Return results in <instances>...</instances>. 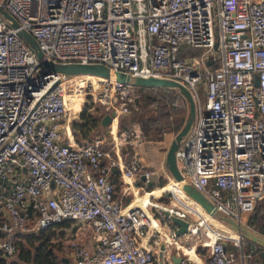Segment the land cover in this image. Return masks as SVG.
Listing matches in <instances>:
<instances>
[{"label": "built area", "instance_id": "obj_1", "mask_svg": "<svg viewBox=\"0 0 264 264\" xmlns=\"http://www.w3.org/2000/svg\"><path fill=\"white\" fill-rule=\"evenodd\" d=\"M0 6L18 22L12 27L0 13V180L11 183L2 204L0 254L11 257L22 234L71 220L85 224L88 234L70 242L74 264H155L154 252L137 235L147 232L150 220L154 233L161 232L159 218L167 242L182 248L167 211L188 222L182 235L208 246L209 264H246L241 212L264 200V0H0ZM19 29L35 37L45 59L103 63L130 81L93 75L57 81L59 74H43ZM183 47L201 51L180 57ZM136 77L173 80L191 93L194 117L176 161L183 180L214 213L180 197L199 209L210 229L221 225L235 237L221 233L208 240V230L191 228L193 217L158 200L168 191L150 196L148 221L140 206L123 201L135 174L147 185L151 173L137 155L120 156L124 142L143 143L138 125L116 131L110 142L100 136L79 145L63 142L68 84L100 103L104 113L126 114L136 105ZM176 90L177 103H187ZM160 169L180 190L164 161ZM229 241L238 249L228 248Z\"/></svg>", "mask_w": 264, "mask_h": 264}, {"label": "crops", "instance_id": "obj_2", "mask_svg": "<svg viewBox=\"0 0 264 264\" xmlns=\"http://www.w3.org/2000/svg\"><path fill=\"white\" fill-rule=\"evenodd\" d=\"M75 110L77 112V108ZM76 112H75V114H76ZM75 114L73 115V117H75ZM129 114H130V112L126 113L123 116H127ZM115 118L116 117H114L112 119V121L108 124V126L110 124L114 125V123L116 121ZM68 124H69V122L67 123V121H65L63 123V128H64L65 133L69 132V130H71V127H68L69 126ZM111 125L108 127L107 139H106L107 142H110L111 140L114 139V136H115L116 131H117V130H115V126L113 128V127H111ZM110 127L112 129H110ZM65 133H64V135H65ZM64 135H63V142H65L64 141ZM96 136H98V135H96ZM65 143H73L76 145L80 144L74 140H71V141L65 142ZM127 147L133 148L132 146H127ZM128 149L129 148H126V146L122 147L121 152H120V156L122 158L127 159L126 155L128 154V151H127ZM139 159L141 161V165L144 168L152 171L151 165H148V163H145V162L142 163L141 158H139ZM164 160H165V158H163L159 162V168L156 166L158 168V171H160L161 173H164V172L160 169V164ZM142 166H141V168L144 169ZM122 185H123L122 178L117 176L115 178L116 194L122 193V190H123ZM143 185L148 187L147 185L143 184V180L141 179V174L140 173L135 174L133 187L131 190H129L125 194H123V201L125 203L130 201V203H131L135 199L142 200V205H143L142 209H143L144 213H146V215L149 218L150 212L148 209L145 208V204L151 200L150 196H152L153 194L150 191H144L142 193H139L140 191H142V189L140 187ZM153 186H154V188L156 187V185H153ZM10 192H11L10 181L7 179L0 180V221L3 218V206H2L3 199L7 195H9ZM181 197H183L189 203L192 202V201L188 200V198H186L184 195H182ZM185 200L181 203L182 204L187 203ZM257 202L255 203V205L253 206V208L251 210L241 212V213L244 212V215H241V219H242L241 235H242V242H243V250L245 253L249 254V256L246 258V264H264V209L262 210L260 208L258 211H255L256 206H257L256 205ZM193 204L196 205L195 203H193ZM167 207H172V206H170L168 204ZM197 207L199 208V206H197ZM199 215L200 214L198 211V214L196 215L197 217L194 218L192 216L193 217V219H192L193 224L191 225V228L196 227V228L201 229V230H204V229L208 230V235H209L207 237L208 240L214 239V237H216L217 234H221V233H222L221 235H226V236L232 237V238L235 237L233 235V233H231L232 235L226 234V230L225 231L219 230L217 232L213 231L212 229H210L208 227V225H205L206 223L204 221H202L198 218ZM148 223H149L148 224L149 229L147 230V232L145 234H143V233L139 234V235H137V237H138L140 244L144 245L145 247H148L149 249H152V251L154 252L155 264H159L160 260L162 261V264H169L170 262H172L170 259V257L172 255H174L176 261L178 260L176 256L177 255L181 256V260L177 264H209V259H208L209 248H208V246L201 245V244L197 243V241H196L197 238L195 237V235L194 236L190 235V234L183 235V238L186 239L185 244H183V242H182L181 243L183 245L182 248L181 247L176 248L173 243L167 242V240L170 239V235H168L169 232L167 231V228L165 226H162V225L160 226V223H157L158 228H161V232L156 234V233H154L155 231L153 228V224H154L153 221L150 220ZM164 228H166V229H164ZM24 239H25V234H22L18 237V241H23ZM176 239H177L178 243L181 242V240H179L178 237ZM226 245L228 246V248H231L234 250L238 249L237 245L232 241L226 242ZM14 256H15V253L11 257H9L7 260H9V261L14 260L18 257V255H17V257H14ZM63 259H64L66 264H74V262L73 263L69 262V257L68 258L63 257Z\"/></svg>", "mask_w": 264, "mask_h": 264}, {"label": "rangeland", "instance_id": "obj_3", "mask_svg": "<svg viewBox=\"0 0 264 264\" xmlns=\"http://www.w3.org/2000/svg\"><path fill=\"white\" fill-rule=\"evenodd\" d=\"M215 31V40H218V28L215 26L214 28ZM216 45L217 43L214 44V49H216ZM201 50L199 49L198 52H200ZM213 53H209L208 57L209 60L212 59L213 57ZM72 85H67V93H69L67 97V107H68V114L69 112H71L72 116L75 114L76 110L74 107V104H78V110L75 114V117H72V119L68 118L67 115V123L70 121H79V112L82 110V108L85 106V104H89L91 105V107H89V109H94L95 111H97L98 113H104V110L102 109V105L98 102H96L95 100H93V98L91 96H84L81 94H77L76 93V89H74L73 87H71ZM177 88L174 89H166V93L162 94L163 97H165L169 102H168V106L171 108H176L178 106H184L182 107L183 110V122L180 125L179 130L181 129V127L183 126L187 115H188V110H189V105L188 103H182V101L179 99L178 103H177V93L178 91L176 90ZM82 90V89H81ZM81 92V91H80ZM156 92V91H155ZM158 94H161V92H157ZM176 103V104H175ZM96 108V109H95ZM157 109V102L151 101L148 104V107L146 109V111L148 113H150L151 115L154 114V111ZM93 110V111H94ZM136 112H134L136 118H140L145 116V112L141 111L139 108L135 109ZM131 114L128 117V120H131ZM119 117L116 116L115 118V123L114 125H111V127L114 128L115 126V130L119 131L122 128H119ZM134 122V121H133ZM133 124V123H132ZM131 124V125H132ZM109 125V126H110ZM130 125V126H131ZM108 126V127H109ZM110 127V129H112ZM129 127V126H128ZM125 128V127H123ZM178 130V131H179ZM103 132H99V129L94 130L92 134L99 135V136H103L106 134L107 131L104 132V129L102 130ZM171 132V133H163V138L161 140H157V139H153V138H147L144 134H143V143L141 144H136V145H132L128 142H124L123 146H135V147H139L137 148V152L142 160V163H148V165L151 166H157L159 168V162L165 158V154H166V150L171 142V140L174 138L175 134L178 132ZM143 133V132H142ZM167 183V182H166ZM168 183H171L174 187V183L173 181H168ZM155 189L154 187L152 188H148L146 186H144V189H142L141 192L144 191H150ZM169 196V197H168ZM170 196H172V194H162L160 197H157L159 200L163 201V202H170L169 205L172 206L175 209H181L183 210L185 213H188L191 217L193 216L194 218L197 217L196 215L198 214V209L189 203H184L182 204L181 202H183L182 198L180 197V195H176L174 196L172 199H170ZM192 203V202H190ZM193 204V203H192ZM149 210L153 213V209L149 208ZM241 215H244V212L241 213ZM64 224L63 225H59V224H55L51 229H48L44 232H36L33 233L31 236L26 235L25 239L23 241H19V243L17 244V248H16V252H15V256L17 257V255H19L21 252L24 254H27L25 256L29 257L30 259L32 257L35 256V253L38 252H44V250H46L47 248L51 251V255L50 258L51 259H55L57 261L56 264H66L65 261H62L63 257H69V262L73 263L74 262V258L70 257V242L71 241H84L86 240L87 237V226L85 224L82 223H78V222H73L71 220H63L62 221ZM158 222L161 224V220L158 218ZM166 229V228H164ZM232 231L230 230H226V234L228 235H232L231 234ZM178 239L181 240V242H183V244H185L186 239L183 238V235H179Z\"/></svg>", "mask_w": 264, "mask_h": 264}, {"label": "trees", "instance_id": "obj_4", "mask_svg": "<svg viewBox=\"0 0 264 264\" xmlns=\"http://www.w3.org/2000/svg\"><path fill=\"white\" fill-rule=\"evenodd\" d=\"M199 49L190 48V47H183L179 53L180 57H184L187 55H193L198 54ZM137 101L135 107H132L130 109L131 114V120H128V117L130 116H123L122 114H118L119 117V128L128 127L132 123L138 125L143 134L147 138H153L157 140H161L164 136L163 133H171L178 131L180 128V125L183 122V108L184 106H178L176 108H171L168 106V100L163 97L162 94H165L166 90L161 87H144V86H137ZM156 91V92H155ZM157 92H161V94H158ZM157 102V109L154 111V114H150L146 111L148 104L151 102ZM75 109L78 107V104H74ZM91 105L85 104V106L82 108V110L79 112V121H70L69 126L71 127V130L69 132H66L64 135V141L69 142L71 140L76 141L77 143H83L84 141L90 139L91 137L95 136L93 133L94 130L99 129V132H108V125L102 126L101 125V117L105 113H98L93 108L89 109ZM140 109L141 111L145 112V116L136 118L134 114L135 109ZM96 109V108H95ZM94 110V111H93ZM134 121V122H133ZM107 132L105 135L100 136L103 140L107 139ZM99 136V135H98ZM133 148H129L128 154L126 155L127 158L137 155V148L135 146H132ZM139 158L140 156L137 155ZM142 166V165H141ZM143 167V166H142ZM144 168V167H143ZM152 171H156L159 175L160 184L159 186H162L163 188L156 189L154 191H151L153 195H158L161 191H168L172 194L171 197H174L176 195L182 196L179 190H177L171 183L167 182V177L158 171L157 167L152 166ZM167 182V183H166ZM154 186H152L153 188ZM177 192V193H176ZM178 195V196H179ZM261 202V203H260ZM264 200H259L257 202L256 210L258 211L260 208L264 209ZM59 225H63L64 223L61 221L57 223ZM53 227V226H52ZM51 227V228H52ZM49 228V229H51ZM48 230V229H47ZM46 231V230H45ZM44 232V231H40ZM33 233L27 234L28 238ZM26 236V235H25ZM19 243V241H16V245ZM27 254H24L21 252L18 257L14 260H7L0 254V264H56L57 261L55 259H51V251L47 248L44 250V252H38L35 253V256L31 259L27 256ZM62 261L64 259L62 258Z\"/></svg>", "mask_w": 264, "mask_h": 264}, {"label": "water", "instance_id": "obj_5", "mask_svg": "<svg viewBox=\"0 0 264 264\" xmlns=\"http://www.w3.org/2000/svg\"><path fill=\"white\" fill-rule=\"evenodd\" d=\"M0 13L3 15L7 22L12 27H18V22L2 7L0 6ZM18 33L21 37L29 44V46L33 49L38 59L41 60L43 74H59L60 77L57 81L70 76L75 75H93L105 77L121 82H129L130 76L115 70L103 63H55L43 57V52L41 51L39 44L35 37L25 29H19ZM56 81V82H57ZM136 86H144V87H170L177 88L182 95L185 97L188 105V115L187 118L181 127V129L175 134L174 138L171 140L165 154V166L167 171L170 173L171 177L175 182L178 183L180 190L191 200L198 203L202 208H204L208 213H214L213 205L208 202V200L192 185L186 183L178 169L177 161H176V149L180 143L181 138L187 132L193 117H194V101L191 96V93L181 84L176 81L157 78V77H136L132 82ZM118 114L115 110H111L108 113H105L101 117V125L107 126L114 117ZM125 115V114H122ZM141 179L144 180V176L141 175ZM160 179L159 175L156 171H151L149 176V181L147 182V186L151 188L153 185L159 186ZM164 215L169 218L170 222L175 226V235L179 236L187 232L188 222L180 217L169 214L167 211H164ZM177 261L175 260L174 255L170 257L173 264L179 263L181 260V256L177 255ZM159 264H162V261H159Z\"/></svg>", "mask_w": 264, "mask_h": 264}, {"label": "bare ground", "instance_id": "obj_6", "mask_svg": "<svg viewBox=\"0 0 264 264\" xmlns=\"http://www.w3.org/2000/svg\"><path fill=\"white\" fill-rule=\"evenodd\" d=\"M76 93L77 94H81L82 95V93L80 92V90H79V88H76ZM78 108L79 107H77V110H78ZM67 115H68V118H70L71 119V116H72V114H71V112H69V114H68V107H67ZM73 117V116H72ZM174 183V182H173ZM174 187L176 188V185H174ZM177 189V188H176ZM178 190V189H177ZM180 191V190H179ZM181 192V191H180ZM182 193V195H184L186 198H188V200H190V201H192L193 203H195L196 205H197V203L195 202V201H193V200H191L189 197H187L183 192H181ZM136 206H140L141 208L143 207V205H142V200H140V199H135V200H133L131 203H129V207H136ZM198 206V205H197ZM206 217H208L206 214H204ZM144 220H149V218H148V216L146 215V213H144ZM149 222V221H148ZM218 227H217V231H219V230H222V231H225V230H229V229H226L225 227H223V226H221V225H217ZM213 231H215V230H213ZM217 231H215V232H217ZM231 231V230H230ZM232 233H233V235H234V232L232 231ZM235 236V235H234ZM179 247H181V246H179Z\"/></svg>", "mask_w": 264, "mask_h": 264}]
</instances>
